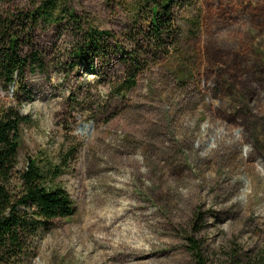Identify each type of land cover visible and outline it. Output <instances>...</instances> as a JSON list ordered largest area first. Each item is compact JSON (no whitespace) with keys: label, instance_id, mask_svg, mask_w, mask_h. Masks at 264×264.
Returning <instances> with one entry per match:
<instances>
[{"label":"rangeland","instance_id":"374dc122","mask_svg":"<svg viewBox=\"0 0 264 264\" xmlns=\"http://www.w3.org/2000/svg\"><path fill=\"white\" fill-rule=\"evenodd\" d=\"M44 1L0 0V22ZM168 1L176 30L161 48L144 0H70L84 31L112 34L82 60L85 34L68 20L18 30L31 101L0 82V108L30 121L18 170L58 168L76 207L26 264H252L264 252V0Z\"/></svg>","mask_w":264,"mask_h":264},{"label":"trees","instance_id":"16d2710c","mask_svg":"<svg viewBox=\"0 0 264 264\" xmlns=\"http://www.w3.org/2000/svg\"><path fill=\"white\" fill-rule=\"evenodd\" d=\"M144 1L148 37L161 48L166 40H171L176 30L171 3L168 0ZM61 2L63 5L60 8ZM69 2L46 0L33 13L14 15L6 23L0 22V82L7 88L14 86L22 90L27 101H31L32 97L24 87L23 73L30 60L20 53L19 29L27 31V25L31 24L34 28L41 21L72 22L78 33L85 34L84 43L75 50L78 60L89 52L103 53L106 40L112 38L109 32L92 28L84 31L82 20L73 10L67 9ZM117 52L127 55L121 48ZM129 55L130 60L139 65L138 60ZM136 78L137 74L130 76L121 86V93L133 89L137 84ZM28 123L29 119L22 117L16 106L0 108V264H26L35 256L36 242L42 233L50 231L55 220L69 219L76 214L70 195L55 185V179L62 174L58 168L30 160L25 170H18L24 126ZM191 242V250L198 252V245ZM252 264H264V252L254 257Z\"/></svg>","mask_w":264,"mask_h":264}]
</instances>
